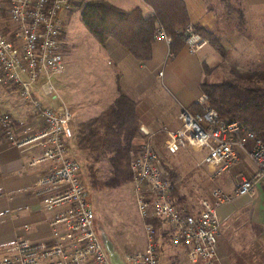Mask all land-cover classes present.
<instances>
[{
    "label": "built area",
    "instance_id": "obj_1",
    "mask_svg": "<svg viewBox=\"0 0 264 264\" xmlns=\"http://www.w3.org/2000/svg\"><path fill=\"white\" fill-rule=\"evenodd\" d=\"M79 3L11 0L5 22L0 15V85L15 88L20 102L41 119L35 131L19 134L13 117L0 111V146L7 143L28 149L26 167L47 165L35 179L33 192L40 197L43 210L51 213L45 237L30 234L29 226L24 225L25 232L0 247V264H113L114 257L96 229L81 164L69 155L74 139L72 112L53 80L66 69L62 14ZM181 35L189 53H197L207 44L192 23L181 30ZM159 38L169 46L170 37L158 24L154 39ZM194 104L199 110L182 107L179 127L164 129L166 151H204L198 165L211 178L239 162L240 154L249 158L256 170L252 176L243 177L232 192L214 186L200 199L198 211L190 212L171 197L167 172L151 139L153 133L140 126L145 139L132 154L129 166L145 246L117 259L122 264H159L157 220L167 225L171 243L185 248L188 264H217L218 208L238 196H251L256 183L264 182V143L240 122L220 117L204 92Z\"/></svg>",
    "mask_w": 264,
    "mask_h": 264
},
{
    "label": "crops",
    "instance_id": "obj_2",
    "mask_svg": "<svg viewBox=\"0 0 264 264\" xmlns=\"http://www.w3.org/2000/svg\"><path fill=\"white\" fill-rule=\"evenodd\" d=\"M125 10L139 6L144 16L152 14L151 8L143 0H132L129 8H124L130 0H108ZM186 4L190 23L213 31L220 36L221 44L227 56L221 57L206 44L199 52L189 53L183 45L176 54L167 57L169 46L162 39L152 43V56L149 60H136L116 40L108 39L102 46L101 59H96L89 70L95 71L96 84L93 98L75 101L68 91L67 72L73 67L70 55L65 56V71L56 77L55 87L65 104L81 121L99 115L118 95V88L128 98L134 100L135 114L139 125L153 133L156 145L163 142L164 129L180 126L179 114L182 107H193L201 93L200 84L206 75L204 66L220 67L222 62L232 71L244 70L264 61V0H183ZM120 2L121 5H119ZM243 13L240 24L238 11ZM112 65V66H108ZM249 65V67H247ZM163 69H160V68ZM253 70V69H252ZM159 72L162 73L159 76ZM110 80L105 86L104 79ZM226 78L230 77L228 75ZM217 83L220 81H210ZM61 86V87H60ZM11 88V87H10ZM0 86V111L10 114L16 122L19 134L35 131L41 124L35 111L20 102L17 91ZM63 94H61V93ZM72 113V114H73ZM76 117V116H75ZM73 120V117H72ZM73 127V125H72ZM180 150L181 157L192 169L202 175L198 166L204 156L187 154ZM28 149H20L2 143L0 146V247L11 244L25 232L42 238L48 232V219L40 197L33 192V183L40 171L47 165L26 167ZM195 170V171H194ZM256 168L245 155L228 171L211 178L204 172L208 183L232 192L243 177H250ZM203 178V179H204ZM197 182V181H196ZM209 192L206 194V196ZM205 196V197H206ZM198 206L192 208L198 211ZM189 210V211H191ZM220 221V233L217 244V264H262L264 261V182H257L254 193L236 197L233 201L220 206L217 210ZM182 247V246H181ZM184 250L185 248L182 247ZM186 256V252H185Z\"/></svg>",
    "mask_w": 264,
    "mask_h": 264
},
{
    "label": "trees",
    "instance_id": "obj_3",
    "mask_svg": "<svg viewBox=\"0 0 264 264\" xmlns=\"http://www.w3.org/2000/svg\"><path fill=\"white\" fill-rule=\"evenodd\" d=\"M143 1L151 8L152 14L144 16L139 6L125 10L108 0H86L81 4L80 18L100 44L114 38L138 61L151 58L154 34L159 24L170 37L171 54H176L183 46L181 30L190 23L185 2ZM238 20L241 24V10L238 11ZM193 25L216 53L221 57L227 56L220 36L199 24ZM200 90L207 94L220 117L240 122L264 143V87L239 86L232 78L217 83L204 78ZM135 104L118 88V95L109 106L99 115L81 121L74 131V143L80 151L91 154L95 162L106 158L111 165V176L105 181H98L94 171L91 173V181L96 188H114L132 180L130 146L139 135L140 127ZM168 176L173 198L177 195L175 175L168 171Z\"/></svg>",
    "mask_w": 264,
    "mask_h": 264
},
{
    "label": "rangeland",
    "instance_id": "obj_4",
    "mask_svg": "<svg viewBox=\"0 0 264 264\" xmlns=\"http://www.w3.org/2000/svg\"><path fill=\"white\" fill-rule=\"evenodd\" d=\"M10 1L11 0H0V15L2 22H5L7 18L6 9L9 7ZM79 1V5L77 4L70 11L62 14L61 35L65 56L66 54L70 55V59L73 62V67H70L68 69L69 72H67L68 75H70V73H72V75L69 79H66V87L77 102L81 97L84 99L93 98V91L96 89L95 84L97 75H95V71L89 70L88 66H92V63L97 66L98 62H95V60L101 59L99 56L100 53H102V46H104L97 41L95 36L89 32L82 23L80 8L82 2L86 0ZM124 1L125 0H123V2ZM123 2H120L119 5ZM131 5L132 0L127 1L124 8H129ZM7 26L8 23L6 27ZM261 63L262 64H260L258 68H255L256 66L249 67V65H247V67H249L247 69H235L232 71L229 69V65L222 62V65L220 67H215V69L207 65L205 70L206 75L211 74V76L207 77L210 81H222L226 78L225 76L228 75L230 76L228 78H232L239 86L264 87V61ZM160 69L163 68L161 67ZM54 79L55 78H53V80ZM104 83L105 86H109L110 80L106 77ZM8 88L11 89L10 87ZM190 108L196 109L195 104L194 108ZM197 110L199 109L197 108L196 111ZM71 112L73 113V111ZM72 117V125L75 131L77 125L80 123V118L74 115V113ZM153 136L151 138L153 145L160 154L162 165L167 175L168 171H171L175 175L174 185L177 189V195L173 196L175 202L188 210L195 208L198 206L200 199L204 198L214 185L210 186L208 180L204 178V175H207V173L204 172L205 170L203 169H197V171L201 170L202 175H200L199 172V174H196L199 179H195L192 175V169H185L184 167L186 164L189 165L190 160L185 162L179 152L185 149V153L194 154L195 156H201L203 152L194 153L193 149L181 148L177 153L171 154L164 148L165 136L163 142H160L159 145L155 144ZM144 139L145 138L142 137V134L139 132V135L130 146L129 163L132 154ZM69 155L77 159L81 164L83 178L90 189L91 202L95 213L96 229L106 249L115 259L121 258L126 253L142 250L145 246V236L136 209L132 183L129 181L114 188H96L91 181V173L94 171L98 181L107 180L112 173L111 165L108 160L103 158L95 162L91 154L84 153L76 147L74 139L70 142ZM179 198L180 200L178 201ZM190 212L193 211L191 210ZM156 225L159 230V264H188L185 250L181 246H175L171 243L170 237L167 234V225L159 220L156 221ZM262 264H264V261Z\"/></svg>",
    "mask_w": 264,
    "mask_h": 264
},
{
    "label": "water",
    "instance_id": "obj_5",
    "mask_svg": "<svg viewBox=\"0 0 264 264\" xmlns=\"http://www.w3.org/2000/svg\"><path fill=\"white\" fill-rule=\"evenodd\" d=\"M113 264H122L119 260L112 258Z\"/></svg>",
    "mask_w": 264,
    "mask_h": 264
}]
</instances>
